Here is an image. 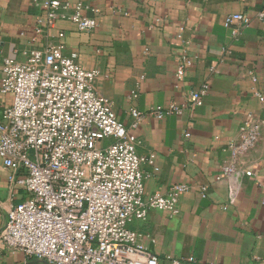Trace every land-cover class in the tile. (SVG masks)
<instances>
[{"label":"crops","instance_id":"crops-1","mask_svg":"<svg viewBox=\"0 0 264 264\" xmlns=\"http://www.w3.org/2000/svg\"><path fill=\"white\" fill-rule=\"evenodd\" d=\"M262 1L81 0L98 26L81 31L59 21L49 32V41L62 42L66 54L76 52L85 68L99 70L96 87L114 101L121 123L130 125L133 107L147 114L135 130L142 141L139 153L155 155L153 164L144 166L145 196L164 195L175 184L190 186L177 215L152 209L131 224L161 258L264 264V126L256 145L239 159L251 173L241 176L235 198L228 181L216 179L248 115H264V19L257 15ZM38 12L32 0H0V62L15 48L31 46ZM230 13L250 19L233 26L234 36L224 25ZM185 61L191 63L179 80L177 69ZM205 82L210 91L202 105L161 120L150 114L157 105L183 103ZM133 91L137 96L131 98ZM9 103L10 96L0 93V120ZM19 177L0 158V228L25 198ZM0 264L46 263L15 253L0 254Z\"/></svg>","mask_w":264,"mask_h":264},{"label":"built area","instance_id":"built-area-1","mask_svg":"<svg viewBox=\"0 0 264 264\" xmlns=\"http://www.w3.org/2000/svg\"><path fill=\"white\" fill-rule=\"evenodd\" d=\"M32 1L39 12L31 46L15 48L0 62V93L10 96L0 120V158L20 173L17 184L25 192L0 228V254L22 253L46 264H204L193 257L161 258L142 243L144 235L131 227L133 221L145 220L152 209L177 215L190 186L175 184L164 195L145 196L144 166L153 164L155 155L139 153L142 141L135 130L147 114L131 108L125 126L114 101L96 87L99 70L85 68L76 52L66 54L62 42L49 41L59 21L92 31L97 18L85 14L81 0ZM257 15L264 19V0ZM249 22L243 13L224 19L233 36L235 24ZM190 63L178 67L179 80ZM209 91L205 82L183 103L157 105L150 114L159 120L181 115L202 105ZM263 126L264 115H248L239 137L229 143L231 159L216 179L228 181L232 198L241 176L251 173L239 159L256 145Z\"/></svg>","mask_w":264,"mask_h":264}]
</instances>
